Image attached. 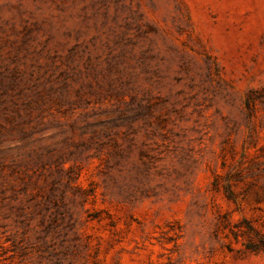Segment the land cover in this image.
<instances>
[{"label":"rangeland","instance_id":"1","mask_svg":"<svg viewBox=\"0 0 264 264\" xmlns=\"http://www.w3.org/2000/svg\"><path fill=\"white\" fill-rule=\"evenodd\" d=\"M264 0H0V264H264Z\"/></svg>","mask_w":264,"mask_h":264},{"label":"trees","instance_id":"2","mask_svg":"<svg viewBox=\"0 0 264 264\" xmlns=\"http://www.w3.org/2000/svg\"><path fill=\"white\" fill-rule=\"evenodd\" d=\"M262 244H263V246H264V240H262Z\"/></svg>","mask_w":264,"mask_h":264}]
</instances>
